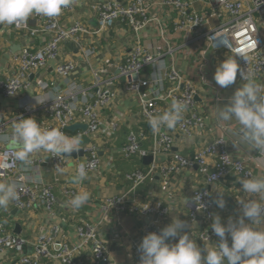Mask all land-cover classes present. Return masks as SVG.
<instances>
[{
    "label": "crops",
    "instance_id": "crops-1",
    "mask_svg": "<svg viewBox=\"0 0 264 264\" xmlns=\"http://www.w3.org/2000/svg\"><path fill=\"white\" fill-rule=\"evenodd\" d=\"M107 1H117L124 6L129 2V0H73L74 10L61 19L63 26L70 28L73 24L80 22L97 33L82 38L79 43L67 42L63 46V61H73L78 67L77 72L71 79H63L56 74L55 65L49 64L45 70L32 77L33 88L30 91H22L13 98L0 99L1 121L9 126V131H11L12 122L21 116L50 123V114H47L43 106L55 101L59 93L68 92L72 84L77 85V90L73 91L74 98L71 103L75 107L91 103L96 98V92L93 90V85L96 82L95 75H99L104 80L119 75L118 71L109 70V66L123 63L133 48L138 45L156 56L158 55L157 50L162 48V56L159 60L140 74L141 80L150 81L151 84L144 87L142 94L139 95L125 89L123 79L116 82L117 98L103 110L102 115L106 125L113 124L117 130L112 135L100 134L92 140L93 144L100 148L101 166L97 172L89 174L80 184H75L72 177L76 173L77 158H69V168L64 174L54 173L49 159L45 158L43 167L40 169V176L48 184L56 186L59 204L51 213L45 209L23 213L16 210L11 202L6 210L0 209V222L5 223L10 233L31 240L47 233L56 225L63 226L62 241L76 245L78 244L77 229L81 222L89 220L91 223L97 224L104 216L105 203L108 200H117L121 203L108 212L111 215L112 223L104 224L100 228L102 238L108 244L109 261L114 264H136L133 254L135 250H138L149 226L157 222L162 229L176 217L187 223L188 227L184 231L197 242L202 250L206 247H214L216 243H219L218 236L211 244H205L200 240V234L204 229L211 228L213 220L207 222L205 219H201L194 225L189 223L192 195L197 189L205 187L198 168L184 170L169 178L164 177L161 168L172 162L174 153L188 158L194 157L199 150L216 137L224 136L228 141L231 154L247 160L254 177L264 178V160L261 159L254 146L242 138L239 125L234 120L218 122L216 118V113L226 106L234 92L243 83H246L237 76L233 85L221 88L216 85L213 78L216 66L229 55L226 50L214 47L207 40V36L216 29L229 24L232 21L231 17L220 9L214 0H182L184 4L188 5V12L202 18L203 23L194 33L187 31L176 33L175 26L181 19L179 12L173 7H165L163 4L166 0H146L151 5L150 15L158 18L159 21L151 24L137 35L131 26L121 22L112 23L107 26L106 30L101 29L99 15L92 10V6ZM247 5L251 7L250 3ZM255 18L260 38L264 43V16L260 17L256 14ZM27 25L26 30L32 32L39 28L41 23L34 15L28 19ZM49 39V35L44 34L33 37L22 34L15 29L14 25H0V78L4 80L11 73L8 69V59L13 55L19 54L26 47L40 50ZM86 51L89 57L84 54ZM161 63L164 67L158 70L157 66ZM171 67L177 68L184 78L195 86L196 107L205 120V128L196 129L192 138H187L175 129L165 128L174 138V149L171 154L154 155L152 152L158 134L151 129L148 121L142 116V95L145 98H150L156 92L167 90L170 85L165 80V74ZM154 72L159 76L160 84H157L153 79ZM255 82L264 88V78H256ZM41 85H46L47 88L42 89ZM48 94H50V98L43 103H38L35 99H43ZM165 105L168 109L171 103H165ZM79 131L82 130L70 132L76 134ZM131 132L139 135L141 147L150 152L147 158H127L122 153ZM9 136H4L2 141L8 147L13 148L8 139ZM86 145L83 142L82 146ZM44 157L47 156L44 155ZM255 161H261V166L258 167ZM153 165L158 166L159 169H156L141 186L135 187L132 182L127 180L128 174L138 170L148 172ZM168 179L169 184L166 185ZM240 179L238 176H230L211 188L213 201L219 197V191L223 193L225 207L221 209L215 202L214 204L215 215H219L225 225L229 218L236 221L242 216V205L239 200L257 198L260 203H264L263 195L246 196L247 194L244 193L239 182ZM0 182L8 181L0 180ZM66 187L75 188L78 192L86 190L90 193V199L78 210L73 209L63 197V189ZM158 203L168 210L165 218L160 220L131 211L135 204L154 206ZM117 208L123 209L121 213L116 211ZM245 223H251V221L245 218ZM18 226L20 232L16 234ZM253 226L259 227V224H253ZM260 227H264V223ZM226 238L231 246L228 234H226ZM167 242L176 243L178 237L170 238ZM59 248L58 246L57 249ZM26 252L31 253V249ZM86 255L88 254L83 252L78 260H83L85 263ZM4 262V258H0V264H4ZM88 264L94 263L90 261Z\"/></svg>",
    "mask_w": 264,
    "mask_h": 264
},
{
    "label": "built area",
    "instance_id": "built-area-1",
    "mask_svg": "<svg viewBox=\"0 0 264 264\" xmlns=\"http://www.w3.org/2000/svg\"><path fill=\"white\" fill-rule=\"evenodd\" d=\"M214 1L220 9L229 14L232 21L208 35L207 40L214 47L224 49L229 56L234 57L240 67L244 69L246 76L251 74L254 79L264 78V43L260 38L259 27L255 18L256 14L260 17L264 16V0ZM248 3L251 7L247 5ZM163 5L167 8H175L181 16L174 29L176 33L184 31L194 33L202 26L203 19L195 14L191 15L188 12V5L184 4L182 0H166ZM73 10L72 4L64 9L58 17L49 18L36 15L41 26L32 32L26 30L27 24H21L19 27L14 25L15 29L22 34L30 37L44 34L49 35L50 39L40 50L26 47L18 55H13L8 59V69L11 73L4 80L0 78V99L13 98L22 91H30L33 88L32 77L45 70L51 63L55 65L56 74L60 78L71 79L73 77L78 67L73 61H63V46L67 42L79 43L82 38L97 34L80 22L73 24L70 28L63 26L61 19L72 13ZM92 10L99 15L103 30H106L107 26L114 22H121L131 26L135 34L138 35L151 24L159 21L158 18L150 15L151 5L146 0H129L126 6L117 1L100 2L93 5ZM156 53L157 56L138 45L133 48L123 63L109 66V70L119 72L118 76L107 81L99 75H95L96 82L93 85V90L96 92V98L91 103L75 107L71 100L74 98L73 91L77 90V85L72 84L68 92L59 93L55 101L43 106L47 114H50L51 121L50 123L37 121L42 128H59L67 136L81 137L80 150H83L85 155L76 159L75 172L80 163L87 165L91 162L94 165L88 169V175L100 169V148L93 144L92 140L100 134L112 135L117 130L113 124L106 125L102 115L103 110L110 106L117 95L116 82L123 79L125 89L141 95L142 89L151 83L140 78L135 80V74L140 76L144 69L154 65L162 56V48H159ZM84 54L89 57L87 51ZM237 76L241 79L239 73ZM165 80L170 85L167 90L156 92L150 98H145L142 95V116L148 121V114L159 115L163 113L167 110L165 103H171L173 98L183 100L187 102L188 108L174 129L187 138H192L196 129L205 128V120L196 107V88L175 67H171L166 72ZM41 87L42 89L47 88L46 85H41ZM21 117L29 118L27 116ZM75 124H86L88 129L86 132L68 133V128ZM8 127L0 118V180L17 185L19 200L12 202L14 207L23 213L39 209L53 212L59 204L56 186L44 181L40 176V169L43 167L45 158H48L52 171L57 173L56 167L58 166L64 169V174L69 168V158L65 156L55 157L52 153L39 151L32 154L30 165L22 164L15 159L13 148L8 147L2 141L4 136L10 135V128ZM165 128L162 127L156 131L158 135L152 152L154 155L171 154L174 149V138ZM85 138L91 142L82 146ZM122 153L127 158L139 157L140 159H145L150 155L149 151L141 147L139 135L135 132L130 133L128 143L123 148ZM172 158V162L168 166L161 168L165 178L197 167L205 184L204 188L197 189L192 195V202L189 207V223L191 225L197 224L201 219H205L207 222L213 220L216 208L212 199L211 188L216 183L230 176L254 177L247 160L231 154L228 141L224 136L216 137L211 143L199 150L194 157L188 158L174 153ZM156 169L159 167L153 165L148 172L135 171L130 176V180L134 182L135 187H138L144 184ZM168 184L169 179L166 181V185ZM77 192L78 190L75 188L66 187L63 189V197L68 205L70 199ZM196 196L201 197L200 202L205 204L204 208L199 200H197V204L194 203ZM119 203L121 201L108 200L105 203L104 216L97 224H93L89 220L81 222L77 229L78 244L76 245L62 241L63 226L56 225L47 233L31 240L10 233L5 223L0 222V258H4V264H88L90 261L94 264H101L102 262L114 264L109 261L108 244L102 238L100 228L104 224L112 223L111 215L108 212L110 209L116 208ZM122 210L116 209L118 213H121ZM131 211L140 212L142 215L152 216L158 220L165 218L168 214V210L163 208L160 203L154 206L135 204ZM160 230L161 227L155 222L149 226L146 234L150 232L159 234ZM216 236L212 228H208L202 231L200 240L205 244H211ZM228 239H231L230 235H228ZM58 246L59 249H57ZM26 249H32V252L27 253ZM83 252L88 254L85 263L83 260H78ZM140 255V252L135 250L133 257L136 264H140Z\"/></svg>",
    "mask_w": 264,
    "mask_h": 264
},
{
    "label": "clouds",
    "instance_id": "clouds-1",
    "mask_svg": "<svg viewBox=\"0 0 264 264\" xmlns=\"http://www.w3.org/2000/svg\"><path fill=\"white\" fill-rule=\"evenodd\" d=\"M73 4V0H0V25L27 24L28 19L34 15L49 18L58 17L62 11ZM161 63L158 70L163 69ZM239 73L241 79L246 81L229 99L226 106L216 113L218 122L235 121L239 127L242 138L252 144L254 149L264 160V88L255 82L251 74L245 75L237 60L228 56L220 62L215 69L214 81L221 88L233 85ZM153 79L157 84L161 80L154 72ZM50 98V94L38 103ZM188 108L187 102L173 98L170 107L159 115L148 114V124L156 132L162 127L174 129L182 120ZM8 139L13 146L15 159L24 165L31 164L32 154L39 151L52 153L55 157L71 156L73 152L80 151L81 137L67 136L59 128H42L34 118H19L12 122ZM258 167L261 161H255ZM94 165L89 162L80 163L72 177L75 184H80L88 176V169ZM59 174L64 169L56 167ZM246 196L264 195V178L251 177L239 180ZM215 204L223 209L225 200L219 191ZM90 199L86 190L77 192L69 201L71 208L78 210ZM19 200L18 187L15 183L0 182V209L6 210L9 204ZM201 201L196 196L194 203ZM242 205V216L233 221L229 218L227 225L222 223L221 217L215 215L211 228L220 238L214 247L201 249L190 235L184 231L188 225L176 217L175 220L162 228L157 234L150 232L142 238L138 247L140 264H264V204L256 199L239 200ZM200 204L205 207V204ZM147 209V208H146ZM198 210V205H197ZM245 218L251 223H245ZM253 224H259L254 227ZM183 232V234H181ZM231 237V246L226 238ZM178 242L168 243L170 238H177Z\"/></svg>",
    "mask_w": 264,
    "mask_h": 264
},
{
    "label": "water",
    "instance_id": "water-1",
    "mask_svg": "<svg viewBox=\"0 0 264 264\" xmlns=\"http://www.w3.org/2000/svg\"><path fill=\"white\" fill-rule=\"evenodd\" d=\"M13 51H14V49H13ZM135 79L137 80L138 79V77L136 76L135 77ZM82 130V131H84V132H86L87 131V129H88V126L86 125V124H75V125H73V126H71V127H69L68 128V131H71V132H74V131H76V130ZM84 142L86 143V144H88L89 142H90V140L88 139V138H85L84 139ZM84 155H85V153H84V151L83 150H80V151H78V152H73L72 154H71V156H65L66 158H78V157H80V158H82V157H84ZM149 159H152V158H149ZM20 232V229H19V226L16 228V231H15V233L16 234H18ZM101 264H106V262H102Z\"/></svg>",
    "mask_w": 264,
    "mask_h": 264
},
{
    "label": "rangeland",
    "instance_id": "rangeland-1",
    "mask_svg": "<svg viewBox=\"0 0 264 264\" xmlns=\"http://www.w3.org/2000/svg\"><path fill=\"white\" fill-rule=\"evenodd\" d=\"M15 55H18V54H15ZM126 59V58H125ZM114 65H116V64H114ZM118 76V75H117ZM138 77V79L140 78V76L138 75V74H135V77ZM135 77H134V79H135ZM108 80H111V79H108ZM107 80V81H108ZM136 80V79H135ZM116 90V89H115ZM117 98V95H116V97L113 99V101L111 102V103H113L114 101H115V99ZM134 172H132V173H130V174H128L127 175V180L128 181H130V182H132L133 184H134V182L132 181V180H130V176L133 174ZM91 174V173H90ZM2 181V180H1ZM4 181V180H3ZM139 186H141V185H139ZM26 251H28V249H26ZM31 252H32V249H31Z\"/></svg>",
    "mask_w": 264,
    "mask_h": 264
},
{
    "label": "trees",
    "instance_id": "trees-1",
    "mask_svg": "<svg viewBox=\"0 0 264 264\" xmlns=\"http://www.w3.org/2000/svg\"><path fill=\"white\" fill-rule=\"evenodd\" d=\"M68 133H70V134H71V132H70V131H68Z\"/></svg>",
    "mask_w": 264,
    "mask_h": 264
}]
</instances>
